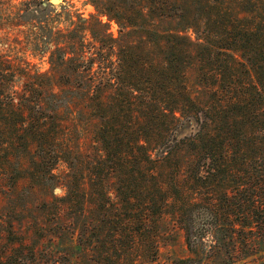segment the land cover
Wrapping results in <instances>:
<instances>
[{
  "label": "rangeland",
  "instance_id": "374dc122",
  "mask_svg": "<svg viewBox=\"0 0 264 264\" xmlns=\"http://www.w3.org/2000/svg\"><path fill=\"white\" fill-rule=\"evenodd\" d=\"M39 1L48 0H0L1 92L7 95L22 89L42 90L46 87L44 76L52 74L51 82L65 89L74 86L77 92L82 88L102 90L107 105L100 113L92 108H81L84 101L77 99L74 106L77 124L70 138L72 154L66 152V161L57 162L52 170L54 175H50L42 163L33 161H40L38 150L29 151L25 138H16L6 149L1 147L0 264H135L138 233H132L133 240L129 241H133L134 246L126 256V238L119 229L121 220L118 212L109 210L114 202L111 199L116 201L119 197L118 188L123 189L120 196H135V190L140 192L146 185L149 190L145 191L146 195L154 185H162L168 190V194L163 195L165 200L178 198V188L182 189L180 199L192 197L195 183L188 176V164L196 148L199 149L200 135L171 142V148L165 144L195 130V124L187 119L207 106L210 101L206 99L207 86L217 84V80L201 74L200 66L205 65V61L198 59L196 48L187 39L169 37L168 34L178 32L194 39L190 30L182 29L183 21L162 22L156 13L151 17L153 23L150 18L146 22L139 20L143 0H63L58 4L47 3L45 10L39 8ZM78 16L88 21L96 37H91L87 31L83 60L77 64V71L75 65V73L66 68L63 71L66 75L60 74V67L49 62L50 56L56 53L45 48L44 42L50 38L48 28H70ZM195 16H199L197 11ZM97 17L103 22L102 26ZM205 28L204 23L196 27L199 36L204 34ZM158 30L166 32L171 43L169 39L156 36ZM178 48L184 52L175 51ZM212 50L213 57H218L216 69L220 63L225 65L227 56L219 55L214 47ZM168 59L173 60L176 74L184 76L182 88L186 87V94L180 95L179 86H173V92L166 94L163 100L150 103L146 116L153 118L145 122L143 114L148 111L141 106V93L158 86L153 84L154 73ZM183 59L184 66L179 70ZM27 72L39 75L33 81V88H30L31 83H26ZM205 72L214 73L208 66ZM87 74H92L93 80H87ZM86 82L90 87H85ZM228 86L221 84L219 89ZM4 108L7 110H4L5 116H0L3 122L0 126L21 121L18 114L8 111L7 106ZM106 118L103 130L102 122ZM164 147L169 150L158 157ZM146 152L153 161L143 160ZM115 158L122 159V165L108 161ZM139 161L142 164L137 165ZM68 170L73 173L77 195L65 203L61 198L66 188L60 182L64 181L62 175ZM101 188L107 194L104 197L100 194ZM155 196L158 199V194ZM172 212L173 206L168 203L154 264H171L174 258L189 255L183 231L174 221ZM202 264L219 262L204 260Z\"/></svg>",
  "mask_w": 264,
  "mask_h": 264
},
{
  "label": "trees",
  "instance_id": "16d2710c",
  "mask_svg": "<svg viewBox=\"0 0 264 264\" xmlns=\"http://www.w3.org/2000/svg\"><path fill=\"white\" fill-rule=\"evenodd\" d=\"M142 7L144 9L139 14L142 22L151 19L154 13L159 14L158 19L162 22H184L182 29L190 30L194 39L178 32L168 34L169 37L187 39L196 48L198 59L205 61V65L200 66L201 74L211 75L217 84L207 86L206 99L210 100L205 104L207 106L187 119L195 124V130L189 135L176 136L165 144L171 148V142L195 139L200 135L199 149L196 148L188 164V176L195 183L192 197L189 200L180 199L182 189L178 188V198L165 200L163 195L168 194V190L162 185H154L147 195L145 191L149 190L146 185L140 192L135 190V196H120L123 189L118 188L119 197L114 195L117 200L111 199L114 202L109 210L118 212L121 220L119 229L126 238L125 255L129 256L134 246V242L129 240H133L132 233L137 232L138 257L134 263H155L159 239L163 235L162 217L169 203L173 206L172 216L183 231L189 252L184 258H174L171 264H202L204 260H217L219 264H264V0H143ZM39 8L45 10L47 5L39 1ZM195 11L199 16H195ZM96 19L102 26L100 17ZM202 23L206 28L199 36L196 27ZM87 31L91 37L95 36L88 27V21L80 16L70 28H48L50 38L44 42L45 48H51L50 53H56L50 56L49 62L60 67V74H65L63 71L66 68L74 72L75 65L83 60ZM156 32V36L169 39L171 43L166 32ZM213 47L219 55L223 53L228 59L217 69L215 63L218 57H213ZM175 51L182 54L184 49ZM184 63L183 59L179 70ZM207 66L214 71L213 74L205 72ZM50 75L44 76L46 87L42 90L33 88V81L39 75L30 72L26 73V83H31L30 88L33 89H22L7 95L0 90V116H5L4 110L7 109L4 107L7 106L8 111L12 110L21 118L20 122L0 126V150L1 147L6 149L8 144L12 146L18 137L25 138L29 151L32 148L38 150L40 161H33L42 163L43 168L54 175L52 170L57 162L66 161V152L72 154L69 151L72 144L70 138L77 124L74 107L77 99L84 101L81 108H92L100 113L107 101L102 90L82 88L77 92L74 86L65 89L53 84ZM182 78V74H176L173 60L168 59L154 73L153 84L158 86L144 89L141 93V106L149 108L157 100H163L166 94L173 92V86H179L177 93L185 96L186 87L185 90L182 88ZM2 79L0 76V85ZM87 80H93L92 74H87ZM221 84L229 86L219 89ZM84 85L90 87L89 82ZM148 108V112L143 114L145 122L153 118L146 116L150 112ZM24 109L27 111L23 112ZM100 119L103 120L102 115ZM119 119L120 116L117 121ZM106 122L107 118L102 122L103 130ZM210 122L213 124L210 125ZM168 150L159 151L157 156ZM121 160L115 158L108 161L120 166ZM143 160L153 161L147 152ZM62 180L60 183L66 188V193L61 199L69 203L77 195L72 171L65 172ZM100 194L103 197L107 195L103 188ZM139 197H142L141 200H137ZM178 201H181L180 204Z\"/></svg>",
  "mask_w": 264,
  "mask_h": 264
},
{
  "label": "water",
  "instance_id": "95a60500",
  "mask_svg": "<svg viewBox=\"0 0 264 264\" xmlns=\"http://www.w3.org/2000/svg\"><path fill=\"white\" fill-rule=\"evenodd\" d=\"M63 2H64L63 0H48L47 2L43 1V5H47V3L58 4V3H63Z\"/></svg>",
  "mask_w": 264,
  "mask_h": 264
}]
</instances>
